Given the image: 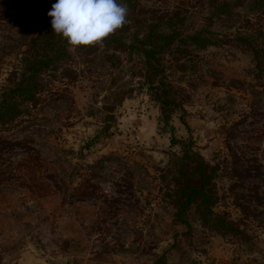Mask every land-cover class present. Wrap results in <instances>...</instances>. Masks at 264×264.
<instances>
[{
    "label": "rangeland",
    "instance_id": "1",
    "mask_svg": "<svg viewBox=\"0 0 264 264\" xmlns=\"http://www.w3.org/2000/svg\"><path fill=\"white\" fill-rule=\"evenodd\" d=\"M53 1L0 0V93ZM211 1L130 9L144 25L180 19L179 40L156 52L159 74L150 72L169 90L167 107L142 56L89 46L43 76L35 104L0 123V264H264V59L234 40L256 32L264 49V0H241L230 19L211 18ZM139 27L131 21L129 36L141 38ZM202 29L216 45L186 39ZM171 137L191 138L216 167L213 209L245 238L209 230L196 211L190 227L178 222L162 179L181 154Z\"/></svg>",
    "mask_w": 264,
    "mask_h": 264
},
{
    "label": "trees",
    "instance_id": "2",
    "mask_svg": "<svg viewBox=\"0 0 264 264\" xmlns=\"http://www.w3.org/2000/svg\"><path fill=\"white\" fill-rule=\"evenodd\" d=\"M136 1L117 0L118 3L125 4L128 8L127 23L104 41V47L110 48L115 55L117 53H137L142 56L143 76L149 85V89L157 92V94L160 92L157 96L159 102L164 107H167L172 101L164 100V98L168 97L169 90L166 88L163 79L154 82L151 78L153 77L152 75L158 76L159 74L155 67L154 58L156 52L164 47H170L173 42L180 38V34L176 31L180 19L174 14L168 17L165 22L160 21L165 26H162V30L167 29V32L159 29V22H150L144 25L146 22L144 20H140L137 17L130 19V9L136 4ZM54 3H56V0L52 2V5ZM242 4L243 1L241 0H212L209 15L215 19H230L233 16L240 15V12L236 9ZM52 5L47 4L42 8L40 22L30 39L27 51L20 59L19 67L15 72L16 77L0 93V123L2 124L14 120L25 112L28 105H33L37 102L38 96L44 87L43 76L46 73L67 70L66 65L70 61L71 54L68 50L67 41L61 36L55 35L52 31L51 17L47 15ZM263 6L264 2L259 7ZM131 21L140 27H145L146 31L141 38L138 37V32H135L132 37L129 36L128 28ZM204 30L206 29L187 35L186 39H189L198 48L216 45L218 41L216 33L205 32ZM202 31L206 34L201 33ZM258 38H260V34L256 32L237 33L234 40L240 46L250 50L252 57L257 62H261L264 59V49L257 48ZM78 48L88 49L89 46H80ZM150 72L153 74L151 75ZM121 95L123 96V94ZM122 98L120 97L117 101L120 102ZM176 143H179L181 147V154L171 158L167 168L164 170L162 179L167 186L164 196L175 208V217L178 222L187 228L190 227L191 223L188 216L190 217L193 215V211H196L198 222L209 230L245 238L246 234L234 222L216 213L213 209L217 203L214 184V179L217 176L216 167L207 163L194 150V143L191 138L175 141L171 137V144ZM161 259L162 257H157L154 264H160Z\"/></svg>",
    "mask_w": 264,
    "mask_h": 264
},
{
    "label": "clouds",
    "instance_id": "3",
    "mask_svg": "<svg viewBox=\"0 0 264 264\" xmlns=\"http://www.w3.org/2000/svg\"><path fill=\"white\" fill-rule=\"evenodd\" d=\"M55 35L75 53L80 46H104L127 23L128 8L117 0H56L47 13Z\"/></svg>",
    "mask_w": 264,
    "mask_h": 264
}]
</instances>
